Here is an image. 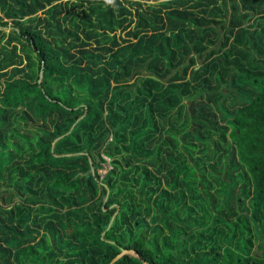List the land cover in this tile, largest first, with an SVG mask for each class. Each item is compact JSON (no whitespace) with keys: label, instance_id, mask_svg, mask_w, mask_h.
Instances as JSON below:
<instances>
[{"label":"trees","instance_id":"obj_1","mask_svg":"<svg viewBox=\"0 0 264 264\" xmlns=\"http://www.w3.org/2000/svg\"><path fill=\"white\" fill-rule=\"evenodd\" d=\"M146 262L264 264V0H0V264Z\"/></svg>","mask_w":264,"mask_h":264},{"label":"rangeland","instance_id":"obj_2","mask_svg":"<svg viewBox=\"0 0 264 264\" xmlns=\"http://www.w3.org/2000/svg\"><path fill=\"white\" fill-rule=\"evenodd\" d=\"M105 1H108V0H105ZM142 1H143V3H144L145 6H147V5H149V4L157 3V2H152V1H149V2H148V0H142ZM10 28H11V27L8 26V27H5L4 29H5L6 31H9ZM109 167H110V165H109L108 163H106L104 168H100V169H99V172H100L102 175H104V174L106 173V171L108 170Z\"/></svg>","mask_w":264,"mask_h":264},{"label":"water","instance_id":"obj_3","mask_svg":"<svg viewBox=\"0 0 264 264\" xmlns=\"http://www.w3.org/2000/svg\"><path fill=\"white\" fill-rule=\"evenodd\" d=\"M41 76H42V73H41ZM128 252L131 253L132 251H130V250H123L122 253L118 255V257L121 256L122 254H124V253H128ZM136 255H138V254H136ZM118 257H116V259H117ZM145 264H149V263L146 262Z\"/></svg>","mask_w":264,"mask_h":264},{"label":"bare ground","instance_id":"obj_4","mask_svg":"<svg viewBox=\"0 0 264 264\" xmlns=\"http://www.w3.org/2000/svg\"><path fill=\"white\" fill-rule=\"evenodd\" d=\"M163 1H167V0H161V1H152V2H157V3H158V2H163ZM41 73H42V72H41ZM42 75H43V73H42ZM129 253H130V252H129ZM131 253H133V254H135V255L137 254V253H135V252H133V251H132ZM136 256H138V255H136Z\"/></svg>","mask_w":264,"mask_h":264},{"label":"built area","instance_id":"obj_5","mask_svg":"<svg viewBox=\"0 0 264 264\" xmlns=\"http://www.w3.org/2000/svg\"><path fill=\"white\" fill-rule=\"evenodd\" d=\"M149 1H161V0H148V2H149Z\"/></svg>","mask_w":264,"mask_h":264}]
</instances>
